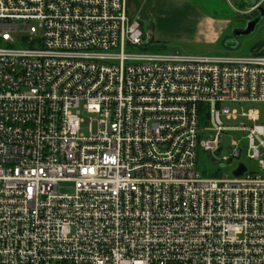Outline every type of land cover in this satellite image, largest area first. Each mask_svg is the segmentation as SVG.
Masks as SVG:
<instances>
[{
  "label": "built area",
  "instance_id": "2783aa9c",
  "mask_svg": "<svg viewBox=\"0 0 264 264\" xmlns=\"http://www.w3.org/2000/svg\"><path fill=\"white\" fill-rule=\"evenodd\" d=\"M148 45L128 0H0V264H264V55ZM225 132L253 169L204 177Z\"/></svg>",
  "mask_w": 264,
  "mask_h": 264
},
{
  "label": "rangeland",
  "instance_id": "374dc122",
  "mask_svg": "<svg viewBox=\"0 0 264 264\" xmlns=\"http://www.w3.org/2000/svg\"><path fill=\"white\" fill-rule=\"evenodd\" d=\"M229 3L234 9L232 16L224 20L228 24V33L236 28L245 27L246 23L254 19L253 15H244L249 9L244 0H150L149 9L145 12L140 23L142 31L149 40L146 47L136 48L133 52L148 53L157 55H205V56H232L248 57L259 50L264 45V21L260 23L256 32L242 39L241 47L234 52L225 51L222 47L224 38L217 45L205 42L204 37L207 32V25L204 24L202 15L210 17L222 15L225 9L224 2ZM262 1V0H260ZM158 2V4H157ZM18 38L22 35H18ZM249 108V107H248ZM247 108V109H248ZM264 114V106H255ZM85 124L82 126V132L88 133L90 125V116L84 115ZM226 127H236L238 122H227L223 118ZM264 124V120L262 123ZM96 130V126L94 131ZM213 132L206 133L202 139L206 140ZM244 136L243 133H223L221 136V150L210 157L201 149L197 151V171L207 178H216L227 175L232 177L238 164L242 163L253 169V163L246 159L245 153L240 161L234 165L225 167L221 166L224 157H230L233 142H239ZM246 148V142L242 143Z\"/></svg>",
  "mask_w": 264,
  "mask_h": 264
},
{
  "label": "water",
  "instance_id": "95a60500",
  "mask_svg": "<svg viewBox=\"0 0 264 264\" xmlns=\"http://www.w3.org/2000/svg\"><path fill=\"white\" fill-rule=\"evenodd\" d=\"M249 9H256L258 16L254 19L248 21L243 28H236L231 32V35L226 36L223 40L222 47L225 51L234 52L237 51L241 47V42L243 38L249 37L253 35L258 26L262 21H264V5H260L257 7L259 0H244ZM241 154V149L237 150L236 154L230 161L224 165L225 167L232 166L234 164V160H239ZM246 173V167L242 164L239 165L238 169L234 172L236 177H242Z\"/></svg>",
  "mask_w": 264,
  "mask_h": 264
},
{
  "label": "crops",
  "instance_id": "0c3cea01",
  "mask_svg": "<svg viewBox=\"0 0 264 264\" xmlns=\"http://www.w3.org/2000/svg\"><path fill=\"white\" fill-rule=\"evenodd\" d=\"M149 3H150V0H128V13L130 17L138 21L142 19L145 12L149 9ZM202 17H203L204 24H206L207 29H209L207 30L205 34L204 41L212 45H217L218 43L221 42L224 35L228 33L227 22L224 20H216L204 14L202 15ZM251 55L263 56L264 55V45H262V47L259 50H257L255 53H252Z\"/></svg>",
  "mask_w": 264,
  "mask_h": 264
},
{
  "label": "trees",
  "instance_id": "16d2710c",
  "mask_svg": "<svg viewBox=\"0 0 264 264\" xmlns=\"http://www.w3.org/2000/svg\"><path fill=\"white\" fill-rule=\"evenodd\" d=\"M224 3V6H225V9H227L226 11H225V13H221L222 15H218V16H213L212 18H214V19H226V18H228V17H231L232 16V12H233V8L228 4V3H226L225 1H223ZM258 15V13L256 12L255 14H254V17H256Z\"/></svg>",
  "mask_w": 264,
  "mask_h": 264
},
{
  "label": "flooded vegetation",
  "instance_id": "af4514ba",
  "mask_svg": "<svg viewBox=\"0 0 264 264\" xmlns=\"http://www.w3.org/2000/svg\"><path fill=\"white\" fill-rule=\"evenodd\" d=\"M258 16V15H257ZM256 16V17H257ZM229 35H231V33H227L226 35H224V37L223 38H225L226 36H229ZM240 42H241V44H242V40H240Z\"/></svg>",
  "mask_w": 264,
  "mask_h": 264
}]
</instances>
